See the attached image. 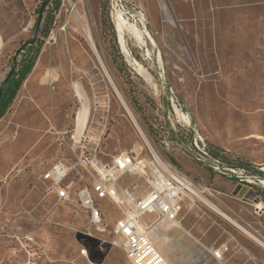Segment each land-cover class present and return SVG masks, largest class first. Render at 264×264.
<instances>
[{
    "label": "rangeland",
    "instance_id": "rangeland-1",
    "mask_svg": "<svg viewBox=\"0 0 264 264\" xmlns=\"http://www.w3.org/2000/svg\"><path fill=\"white\" fill-rule=\"evenodd\" d=\"M168 2L171 10L165 0H0V29L16 36L4 46L6 71L25 43L42 42L0 118V264H131L120 249L86 236L108 239L78 205L56 201L40 179L45 167L69 156L75 134L87 136L89 151L100 142L104 161L118 152L146 153L144 136L235 218L186 204L182 224L192 237L159 223L153 241L171 264H185L194 241L204 255L200 264H264V209L256 208L264 206V0ZM119 10L145 33L141 43L125 36L128 55L116 31ZM81 108L87 120L77 126ZM213 159L227 170L216 171ZM104 209L112 223L116 213ZM177 236L182 243L171 239ZM222 245L220 260L208 256ZM166 248L176 250L175 260Z\"/></svg>",
    "mask_w": 264,
    "mask_h": 264
},
{
    "label": "built area",
    "instance_id": "built-area-1",
    "mask_svg": "<svg viewBox=\"0 0 264 264\" xmlns=\"http://www.w3.org/2000/svg\"><path fill=\"white\" fill-rule=\"evenodd\" d=\"M2 51L0 44V55ZM46 76L54 82L49 72ZM196 135L202 142L197 132ZM143 139L146 153L118 152L104 161L97 155L100 142L89 151L84 149L87 136L82 139L71 135L69 156L45 167L40 179L56 201L78 205L86 213L89 225L99 234H108V239L91 233H84L86 236L95 238L100 245L120 249L131 264H171L155 246L154 228L161 222L181 227L179 217L184 206L209 207L212 192L161 157L144 136ZM195 146L204 154L198 142ZM213 163L216 171L220 167L227 170L218 160L213 159ZM106 206L116 213L112 223L107 222ZM151 214L153 221L142 224L140 219ZM225 249L222 245L211 254L220 260ZM81 253L87 255L86 247Z\"/></svg>",
    "mask_w": 264,
    "mask_h": 264
},
{
    "label": "bare ground",
    "instance_id": "bare-ground-1",
    "mask_svg": "<svg viewBox=\"0 0 264 264\" xmlns=\"http://www.w3.org/2000/svg\"><path fill=\"white\" fill-rule=\"evenodd\" d=\"M116 31L118 33L119 44H120V46L122 48V51L125 52L127 55L129 53V51H128L126 45H125L126 44L125 36L129 35L130 37H132L138 43H141L144 40V36H145L144 31L142 29H139L136 24L128 21V19H126L123 16V14H122V12L120 10L118 11L117 18H116ZM86 36H87V39H88V41L90 43V46H91L92 50L94 51L99 63L102 64L103 61H101L100 55H99V53L96 50L95 43H94V40H93V37H92L91 33L89 31H87ZM106 75H108V74H106ZM122 102H123V100H122ZM123 104H124V106H125V108H126V110L128 112V115H129L130 119L132 120V122L134 124H136V121H135V118H134L133 114L130 112L129 108L127 107V105L124 102H123ZM178 114L181 116L179 111H178ZM184 119L187 121L186 117ZM86 120H87V109L86 108H81L78 111V113H77V117L75 119V123H76L77 126L84 125L86 123ZM208 204L210 205L209 207L211 209H213L215 211H219L220 210L211 201H209ZM256 208H264V206L261 203H258ZM220 212H221V210H220ZM221 214L224 217H226L227 219L235 222V218L231 214L226 213V212H221ZM182 229L184 230V234L183 235H187V236L192 237V234L190 232H188L184 227ZM157 231H158V229H157ZM158 236H159V234H158ZM175 248H176V246L174 247V249ZM186 250L189 252L190 255L187 256V258L185 260V264H189V263L190 264H200L201 263V261L203 260L204 256H203V252L201 253V251H200V244L198 242L194 241L191 244L187 245Z\"/></svg>",
    "mask_w": 264,
    "mask_h": 264
},
{
    "label": "trees",
    "instance_id": "trees-1",
    "mask_svg": "<svg viewBox=\"0 0 264 264\" xmlns=\"http://www.w3.org/2000/svg\"><path fill=\"white\" fill-rule=\"evenodd\" d=\"M32 42V40L28 41L21 48L24 54H21L18 63L14 61V66L0 87V118L7 112L22 82L35 65L42 42L39 41L37 46H33ZM258 174L263 175L260 171Z\"/></svg>",
    "mask_w": 264,
    "mask_h": 264
},
{
    "label": "crops",
    "instance_id": "crops-1",
    "mask_svg": "<svg viewBox=\"0 0 264 264\" xmlns=\"http://www.w3.org/2000/svg\"><path fill=\"white\" fill-rule=\"evenodd\" d=\"M16 39V36L15 35H8V36H6L4 33H3V31L0 29V44H2L3 45V51H4V46H6L7 48H9L10 47V43L12 42V41H14ZM2 51V53H1V55H0V81H1V84H0V87H1V85H2V83L4 82V80L6 79V76H7V74H8V72L6 71V68H4V65H2V57H3V52ZM188 206V205H187ZM183 211V210H182ZM182 211H181V213H182ZM181 213H180V217H179V221H180V225H181V227H172V229H180V230H182L181 232H180V234L182 233V234H184V230L182 229L183 227H184V225L182 224V221H183V219H182V217H181ZM184 228H186V229H188V230H191V228H188V227H184ZM171 229H168L167 230V232H166V234H168V232L170 231ZM192 231V230H191ZM193 233V232H192ZM181 234V235H182ZM194 234V233H193ZM195 235V234H194ZM196 236V235H195ZM197 237V236H196ZM171 239H179V242L180 243H182V238L181 237H179V236H177V237H175V238H171ZM177 250H179V249H177ZM174 251H176V250H171V249H169V248H166V250H165V253H166V255L170 258V259H172V260H175V258L176 257H174V255H173V252ZM201 251V250H200ZM201 253H202V251H201ZM207 253V252H206ZM208 254V256H210V257H212L213 259H215L213 256H212V254H211V252H208L207 253ZM183 255V254H182ZM204 256V255H203ZM217 260V259H216ZM175 262V261H174ZM182 262V261H181ZM190 264V263H189Z\"/></svg>",
    "mask_w": 264,
    "mask_h": 264
},
{
    "label": "water",
    "instance_id": "water-1",
    "mask_svg": "<svg viewBox=\"0 0 264 264\" xmlns=\"http://www.w3.org/2000/svg\"><path fill=\"white\" fill-rule=\"evenodd\" d=\"M167 6L170 8L171 10V7H170V4L168 2V0H165ZM45 5V2L42 3L41 5V8H40V11H39V15H38V18H37V24H36V33L38 32L39 30V27H40V23H41V20H42V13H43V7ZM177 27L179 28V26L177 25ZM181 32V31H180ZM11 73V72H10Z\"/></svg>",
    "mask_w": 264,
    "mask_h": 264
}]
</instances>
